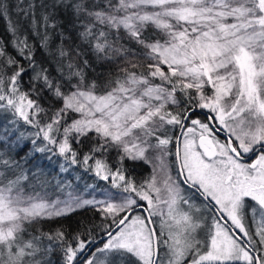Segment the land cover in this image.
I'll return each instance as SVG.
<instances>
[{"label": "snow or ice", "instance_id": "1", "mask_svg": "<svg viewBox=\"0 0 264 264\" xmlns=\"http://www.w3.org/2000/svg\"><path fill=\"white\" fill-rule=\"evenodd\" d=\"M0 21V264H264V0Z\"/></svg>", "mask_w": 264, "mask_h": 264}, {"label": "trees", "instance_id": "2", "mask_svg": "<svg viewBox=\"0 0 264 264\" xmlns=\"http://www.w3.org/2000/svg\"><path fill=\"white\" fill-rule=\"evenodd\" d=\"M4 27H5V25H4V22L3 21H0V36H5V39H7V36L5 35V32H4ZM76 176V173L75 172H73L71 175H68L67 176V179H68V181H70V182H72V183H79V187L82 189L83 188V184H84V182H88V183H90L91 182V179L90 178H88V177H85L84 178V181H82V182H77V181H75L74 180V177ZM59 179V178H58ZM53 183H55V181H53ZM56 192V191H55ZM54 191H52L51 189H49V192H48V194L49 195H52L53 197H54V195H56V194H60V192L59 191H57V193H55Z\"/></svg>", "mask_w": 264, "mask_h": 264}, {"label": "rangeland", "instance_id": "3", "mask_svg": "<svg viewBox=\"0 0 264 264\" xmlns=\"http://www.w3.org/2000/svg\"><path fill=\"white\" fill-rule=\"evenodd\" d=\"M55 193H57V191H56ZM61 195H63V193L60 192V194H56V195H54V197H55V196H61ZM49 196H52V195H49ZM52 197H53V196H52ZM54 197H53V198H54Z\"/></svg>", "mask_w": 264, "mask_h": 264}]
</instances>
